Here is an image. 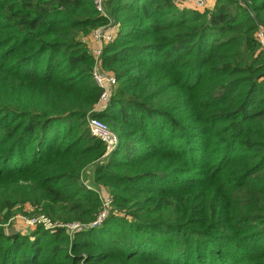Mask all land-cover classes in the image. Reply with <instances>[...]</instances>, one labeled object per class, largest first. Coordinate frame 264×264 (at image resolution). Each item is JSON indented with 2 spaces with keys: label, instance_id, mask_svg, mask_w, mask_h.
<instances>
[{
  "label": "trees",
  "instance_id": "16d2710c",
  "mask_svg": "<svg viewBox=\"0 0 264 264\" xmlns=\"http://www.w3.org/2000/svg\"><path fill=\"white\" fill-rule=\"evenodd\" d=\"M104 7L117 83L96 111L95 0H0V264H264V0ZM88 167L112 197L94 226ZM26 203L51 226L6 232Z\"/></svg>",
  "mask_w": 264,
  "mask_h": 264
},
{
  "label": "built area",
  "instance_id": "2783aa9c",
  "mask_svg": "<svg viewBox=\"0 0 264 264\" xmlns=\"http://www.w3.org/2000/svg\"><path fill=\"white\" fill-rule=\"evenodd\" d=\"M105 0H95V6L97 10L108 17V22L105 24H99L95 26L89 33L90 39L94 42L90 45V51L94 58V63L91 68V75L99 88L98 100L94 105V110L98 111L103 108L117 83L116 75L106 68L103 67L101 61L102 46L104 43L111 41L115 36V19L109 15L104 7ZM180 5H188L194 8H205L208 6V0H175ZM243 6H246V2H241ZM254 37L257 40L260 48L264 51V24L257 23L254 31ZM87 125L90 133L100 139L106 148V152H110L119 141V134L113 130L108 123L102 118L88 114L87 115ZM99 190V189H98ZM108 195L100 194L102 205L95 217V219L90 222L91 226L98 225L108 214L109 207L112 202V197L107 192ZM68 228L79 227V223L72 222L67 224Z\"/></svg>",
  "mask_w": 264,
  "mask_h": 264
},
{
  "label": "rangeland",
  "instance_id": "374dc122",
  "mask_svg": "<svg viewBox=\"0 0 264 264\" xmlns=\"http://www.w3.org/2000/svg\"><path fill=\"white\" fill-rule=\"evenodd\" d=\"M246 7L248 9L247 5ZM105 107L106 105L103 108ZM112 129L118 133L117 129L115 128ZM90 169L91 170L88 173L83 172L81 179L88 186L95 187L98 193H100L101 195L102 194H104L105 196L108 195L107 194L108 190L105 186L102 187V185H97L93 182L92 180L93 170L92 168ZM14 210H15V214L9 219V221H7L2 225V227L6 232H13V231L30 232V230L33 229L36 226V224L39 223L40 221H43L44 224H46V226H51V223L48 220V218L43 216L38 210H35L34 207L28 203H26L25 205L16 206Z\"/></svg>",
  "mask_w": 264,
  "mask_h": 264
},
{
  "label": "crops",
  "instance_id": "0c3cea01",
  "mask_svg": "<svg viewBox=\"0 0 264 264\" xmlns=\"http://www.w3.org/2000/svg\"><path fill=\"white\" fill-rule=\"evenodd\" d=\"M214 3H215V0H208V4H209V6H212ZM88 35H89V34H88ZM88 35H86V36L88 37V38H87V41H88V45H89V47H90V45H93L94 42L90 39V37H89ZM98 111H99V110H98ZM90 168H92V167H88V168H86L84 172L88 173V172L91 170ZM92 180H93V179H92ZM102 187H103V185H102Z\"/></svg>",
  "mask_w": 264,
  "mask_h": 264
}]
</instances>
